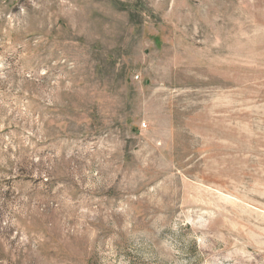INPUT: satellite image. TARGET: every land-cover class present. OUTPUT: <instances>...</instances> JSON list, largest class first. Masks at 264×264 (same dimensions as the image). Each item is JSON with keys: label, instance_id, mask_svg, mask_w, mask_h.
Wrapping results in <instances>:
<instances>
[{"label": "rangeland", "instance_id": "374dc122", "mask_svg": "<svg viewBox=\"0 0 264 264\" xmlns=\"http://www.w3.org/2000/svg\"><path fill=\"white\" fill-rule=\"evenodd\" d=\"M0 264H264V0H0Z\"/></svg>", "mask_w": 264, "mask_h": 264}]
</instances>
